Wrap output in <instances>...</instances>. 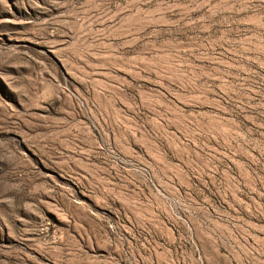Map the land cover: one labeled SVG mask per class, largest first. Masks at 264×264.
Returning a JSON list of instances; mask_svg holds the SVG:
<instances>
[{"label":"rangeland","instance_id":"1","mask_svg":"<svg viewBox=\"0 0 264 264\" xmlns=\"http://www.w3.org/2000/svg\"><path fill=\"white\" fill-rule=\"evenodd\" d=\"M0 264H264V0H0Z\"/></svg>","mask_w":264,"mask_h":264}]
</instances>
